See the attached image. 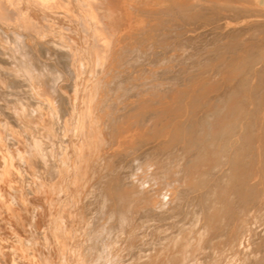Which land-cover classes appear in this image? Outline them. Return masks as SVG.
<instances>
[{"label": "bare ground", "instance_id": "1", "mask_svg": "<svg viewBox=\"0 0 264 264\" xmlns=\"http://www.w3.org/2000/svg\"><path fill=\"white\" fill-rule=\"evenodd\" d=\"M262 204L264 0H0V264H264Z\"/></svg>", "mask_w": 264, "mask_h": 264}, {"label": "rangeland", "instance_id": "2", "mask_svg": "<svg viewBox=\"0 0 264 264\" xmlns=\"http://www.w3.org/2000/svg\"><path fill=\"white\" fill-rule=\"evenodd\" d=\"M179 51H180L181 53L183 52L182 49H180ZM84 70L87 72V70H86L85 68H84ZM166 198H167V197H165V199H166ZM187 204H188V203H187ZM187 204H183L184 206H183V208H181L182 210H184L183 212H185V210H187V209H186L187 206H191V207H190L191 209H190L189 207H187V208H188L187 212L192 211V209H193L192 206H193V205H192V204H191V205H189V204L187 205ZM262 207H263V208H262ZM258 209L260 210V211H259V214H261V216L264 215V204H262V206H259ZM182 210H181V211H182ZM189 210H190V211H189ZM187 212H186V213H187ZM261 212H262V213H261ZM253 213H254V212H253ZM253 213L251 212L249 215L246 216L247 218H246L245 224H246V222H247L246 225L251 226V227L255 225L256 228H257V229H256L257 231H255V232H258V233L260 234V233H262V230L260 231V230L258 229V227H260V229H261L262 226H259V223H257L258 225L255 224V223H256L255 220H254V219H255V218H254V215H255V214H253ZM252 214H253V215H252ZM250 215H252L251 218H250ZM248 216H249V218H248ZM261 216H260V218H261ZM252 218H253L254 221L252 220ZM263 218H264V217H263ZM165 219H166V221H169L171 218H168V217H167V218H165ZM165 219H164V221H165ZM249 219L252 220V221H250ZM172 220H175V218H173ZM247 220H249L250 223H248ZM260 220H262V221H261L262 223L264 222V219L261 218ZM164 221H163V222H164ZM166 221H165V222H166ZM251 223H252V225H250ZM253 223H254V224H253ZM162 227H164V225H162ZM149 230H150V228H149ZM252 230H255V228H253ZM251 232L253 233V231H251ZM248 233H249V232H248ZM258 233H257V234H258ZM249 234H250V233H249ZM249 234H246L245 237H244L246 243L249 241L248 238H247L248 236H251V238L249 237V239H252V237H253L252 235H249ZM147 236H148V235H147ZM149 236H150V235H149ZM149 236H148V237H149ZM246 238H247V239H246ZM254 238H257V236L253 237V239H254ZM247 240H248V241H247ZM229 253H230V252L228 251L227 255H228ZM230 255H232V254H230ZM230 255H229V256H230Z\"/></svg>", "mask_w": 264, "mask_h": 264}]
</instances>
